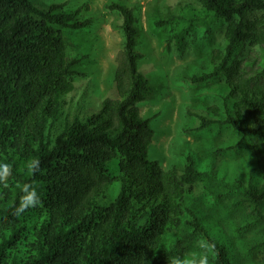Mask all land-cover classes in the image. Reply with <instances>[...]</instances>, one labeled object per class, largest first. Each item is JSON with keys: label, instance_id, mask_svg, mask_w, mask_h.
<instances>
[{"label": "trees", "instance_id": "1", "mask_svg": "<svg viewBox=\"0 0 264 264\" xmlns=\"http://www.w3.org/2000/svg\"><path fill=\"white\" fill-rule=\"evenodd\" d=\"M195 2L154 24L169 28L167 45L178 50L198 27L226 24L222 47L213 48L207 64L188 78L194 84L224 79L228 92L222 106L207 108L208 115L189 114L200 120L198 131L228 126L241 135L220 151L254 139L259 180H227L198 167L191 152L179 169L165 170L151 158L155 130L139 104L152 86L140 71L135 14L121 2L107 5L122 17L118 97L103 100L97 114L75 118L54 135L64 97L81 75L82 59L70 56L63 31L87 29L92 19L63 4L0 0V164L12 165L8 187L0 185V264H168L169 257L184 255L180 247L193 235L216 245L211 262L234 264L229 247L211 234L198 211L184 205L187 191L198 184L217 200L242 198L236 204L252 205L264 225V58L257 51L238 54L249 39L264 49V20L248 18L264 12V0ZM30 159L41 161L35 175L26 168ZM114 159L119 172L112 176L108 164ZM116 182L115 200L101 205ZM25 183L36 185L42 202L17 216Z\"/></svg>", "mask_w": 264, "mask_h": 264}, {"label": "rangeland", "instance_id": "2", "mask_svg": "<svg viewBox=\"0 0 264 264\" xmlns=\"http://www.w3.org/2000/svg\"><path fill=\"white\" fill-rule=\"evenodd\" d=\"M37 5L48 7L63 4L66 10L81 8V17L92 19L84 30H64L70 56L82 59L77 65L81 75L75 76V89L64 97L60 115L51 131L54 135L75 118L85 119L97 114L103 100L117 98L115 86L116 57L123 48L122 17L107 5L121 2L133 10L140 30L139 51L143 55L140 71L152 86L147 100L139 104L141 114L151 119L155 130L150 156L158 160L165 170L181 168L184 157L191 152L198 167L220 174L227 180L241 177L248 182L259 180L260 173L252 153L254 139L245 140L237 149L220 151L236 145L241 135L230 127L211 126L198 131L200 120L189 112L208 115L207 108L222 106L223 94L228 90L224 79L206 84H194L188 76L207 64L213 48L223 45L226 24L216 22L208 28L198 27L187 39L182 50L167 45L169 28H158L155 20L179 14L195 0H34ZM248 18L264 20V12H254ZM257 51L264 58L255 40L249 39L239 48L242 58ZM112 176L118 174V160L108 164ZM120 184L111 186L101 205L108 206L118 195ZM237 196L215 199L201 184L194 185L185 195V207L198 211L211 234L229 247L234 264H264V225L257 220L253 206L236 204ZM236 205H233V204ZM264 213V202L261 205ZM186 213V211H185ZM32 216L29 217L33 222ZM186 218V215H185ZM196 236H186L179 252L199 251ZM210 264H214L211 262Z\"/></svg>", "mask_w": 264, "mask_h": 264}, {"label": "clouds", "instance_id": "3", "mask_svg": "<svg viewBox=\"0 0 264 264\" xmlns=\"http://www.w3.org/2000/svg\"><path fill=\"white\" fill-rule=\"evenodd\" d=\"M41 161L39 159H30L26 168L27 171L35 175L41 171ZM12 176V165L0 164V185L8 187V180ZM24 193L19 205L15 210V214L20 216L29 208L37 207L41 204V197L38 193L37 187L34 183H25L22 187ZM195 247L199 251H193L184 254L183 256H172L168 258V264H210V259L214 258L216 245L206 239H198L195 241Z\"/></svg>", "mask_w": 264, "mask_h": 264}]
</instances>
